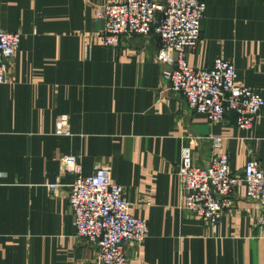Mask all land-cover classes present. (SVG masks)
<instances>
[{"label": "crops", "instance_id": "0c3cea01", "mask_svg": "<svg viewBox=\"0 0 264 264\" xmlns=\"http://www.w3.org/2000/svg\"><path fill=\"white\" fill-rule=\"evenodd\" d=\"M126 1L0 0V28L22 34L0 84V264H97L98 248L75 238L67 156L82 176L109 168L148 221L145 242L126 248L129 264H264L261 207L244 185L214 230L183 210L178 178L186 151L195 166L209 163L213 137L234 173L251 158L264 166V108L252 130L233 114L213 124L170 90L155 34L102 46L97 11ZM204 2L190 64L229 60L238 82L264 96V0Z\"/></svg>", "mask_w": 264, "mask_h": 264}, {"label": "built area", "instance_id": "2783aa9c", "mask_svg": "<svg viewBox=\"0 0 264 264\" xmlns=\"http://www.w3.org/2000/svg\"><path fill=\"white\" fill-rule=\"evenodd\" d=\"M205 9L204 0L109 3L96 13L105 26L101 45L116 49L123 37L155 34L160 40L156 60L164 68L163 78L170 90L186 100L190 111L213 124L233 114L238 128L252 130L264 108L262 92L241 85L229 60L217 59L203 69L189 62V55L201 42ZM21 39V33L0 28V84L6 82L7 63L18 53ZM223 141L222 137L211 138L212 157L203 167L194 165L189 151L183 154L178 169L182 208L215 230L224 214L233 209L234 193L244 185L246 198L261 207L255 226L264 236V166L251 158L241 175L234 173L228 155L221 150ZM63 172L74 177L69 184V206L75 238L98 248L97 264H129L126 248L145 242L148 221L133 214L124 188L113 180L109 168L100 167L92 175L82 176L77 158L67 156Z\"/></svg>", "mask_w": 264, "mask_h": 264}]
</instances>
